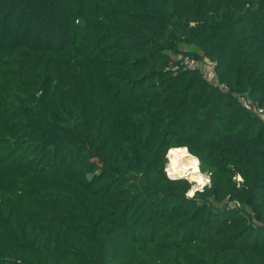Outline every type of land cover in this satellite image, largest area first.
<instances>
[{
	"label": "trees",
	"instance_id": "16d2710c",
	"mask_svg": "<svg viewBox=\"0 0 264 264\" xmlns=\"http://www.w3.org/2000/svg\"><path fill=\"white\" fill-rule=\"evenodd\" d=\"M242 98L264 107V0H0V264H264Z\"/></svg>",
	"mask_w": 264,
	"mask_h": 264
},
{
	"label": "bare ground",
	"instance_id": "6f19581e",
	"mask_svg": "<svg viewBox=\"0 0 264 264\" xmlns=\"http://www.w3.org/2000/svg\"><path fill=\"white\" fill-rule=\"evenodd\" d=\"M184 155V158L182 159H179L176 156H172L169 159V174L171 176L177 175L189 177L191 180H193L192 183L194 184V187L203 185L205 182V175L199 169L198 159L189 152H186ZM191 193H193L192 189Z\"/></svg>",
	"mask_w": 264,
	"mask_h": 264
},
{
	"label": "built area",
	"instance_id": "2783aa9c",
	"mask_svg": "<svg viewBox=\"0 0 264 264\" xmlns=\"http://www.w3.org/2000/svg\"><path fill=\"white\" fill-rule=\"evenodd\" d=\"M208 63H205V60L200 61L197 59H192L189 57H185L184 59V63L189 66V67H195V68H199L203 74L204 77L207 78L214 86H218L220 87V89L222 90H227V86L220 81V79L218 78V75L215 71V67L214 64L208 60H206ZM244 104L251 110H253L254 112H256L257 114L261 115L262 117H264V107H259L257 106L255 103L248 101L245 98H242ZM210 182V178L208 177ZM192 195V194H191Z\"/></svg>",
	"mask_w": 264,
	"mask_h": 264
},
{
	"label": "rangeland",
	"instance_id": "374dc122",
	"mask_svg": "<svg viewBox=\"0 0 264 264\" xmlns=\"http://www.w3.org/2000/svg\"><path fill=\"white\" fill-rule=\"evenodd\" d=\"M205 63H208L206 60H205ZM187 152H188V150H187ZM185 156V155H184ZM184 156L183 157H181V158H179V159H182V158H184ZM172 157V155L170 156V158ZM179 162H181V161H179ZM168 166H169V157H168V163H167V170H168ZM168 173H169V170H168ZM205 175V182H204V184L203 185H201V186H198V187H203V186H205V185H207V184H209V179H208V175H206V174H204ZM193 181V180H192ZM197 187V186H196ZM191 192V191H190ZM190 192H189V194H190ZM193 194V193H192ZM191 195V194H190Z\"/></svg>",
	"mask_w": 264,
	"mask_h": 264
},
{
	"label": "water",
	"instance_id": "95a60500",
	"mask_svg": "<svg viewBox=\"0 0 264 264\" xmlns=\"http://www.w3.org/2000/svg\"><path fill=\"white\" fill-rule=\"evenodd\" d=\"M190 153V152H189ZM170 175V174H169ZM171 176V175H170ZM171 177H174V178H179V177H183V176H171ZM184 178H187L190 182H192V180L189 178V177H184ZM204 187V186H203ZM203 187L201 188H198V187H194V184L192 185V190H193V193L196 191V190H200L202 189Z\"/></svg>",
	"mask_w": 264,
	"mask_h": 264
}]
</instances>
